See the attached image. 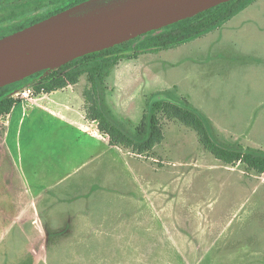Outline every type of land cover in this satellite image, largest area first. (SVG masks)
<instances>
[{
  "label": "rangeland",
  "instance_id": "374dc122",
  "mask_svg": "<svg viewBox=\"0 0 264 264\" xmlns=\"http://www.w3.org/2000/svg\"><path fill=\"white\" fill-rule=\"evenodd\" d=\"M52 1L0 3V37ZM143 39L119 48L106 78L116 120L134 130L170 90L219 141L264 150V0L176 46L144 53ZM90 86L83 73L60 99L32 87L13 96L21 121L9 120L14 107L0 117V264H264V173L220 160L165 115L152 150L112 145Z\"/></svg>",
  "mask_w": 264,
  "mask_h": 264
},
{
  "label": "trees",
  "instance_id": "16d2710c",
  "mask_svg": "<svg viewBox=\"0 0 264 264\" xmlns=\"http://www.w3.org/2000/svg\"><path fill=\"white\" fill-rule=\"evenodd\" d=\"M83 1L85 0H54L47 5L37 2L32 9L20 15L23 20L17 21L16 25L4 35L37 23ZM253 1L231 0L194 17L141 35L137 37L144 36L139 44V50L144 53L157 52L198 38L225 24ZM20 2L22 0H0V3L6 6ZM24 16H28L26 20ZM126 43L82 56L54 71L43 70L22 81L1 87L0 117L9 113L17 105L13 96L27 84L30 83V86L34 87L38 93H51L70 84H76L83 73H88L91 86L85 91V96L93 103L94 119L99 121L100 129L109 135L112 145L132 148L139 153L152 150L164 139L160 115H165L168 118L178 119L196 130L201 143L220 160L228 164L241 161L256 172L264 173V150L233 146L219 141L211 134V123L206 115L186 98L175 100L170 90L161 91L150 98L146 112L134 130L116 120L106 104L105 81L119 57H122L119 56L121 52L119 48Z\"/></svg>",
  "mask_w": 264,
  "mask_h": 264
},
{
  "label": "water",
  "instance_id": "95a60500",
  "mask_svg": "<svg viewBox=\"0 0 264 264\" xmlns=\"http://www.w3.org/2000/svg\"><path fill=\"white\" fill-rule=\"evenodd\" d=\"M231 0H85L0 37V88Z\"/></svg>",
  "mask_w": 264,
  "mask_h": 264
},
{
  "label": "crops",
  "instance_id": "0c3cea01",
  "mask_svg": "<svg viewBox=\"0 0 264 264\" xmlns=\"http://www.w3.org/2000/svg\"><path fill=\"white\" fill-rule=\"evenodd\" d=\"M60 91H54V92H51L50 93V99H53V98H57V99H60L62 96H58V95H56V94H58ZM58 96V97H57ZM17 109V107L16 106H14V110H12V112L10 113V117H9V120L11 121L12 120V122L15 120H17V119H19L20 121L22 120V118H21V114H20V112L19 111H17L16 109ZM17 117V118H16ZM67 118L65 119H63V118H60L61 120H64L65 122H67L69 125H71V126H73V127H76V123H75V121H73V117L72 116H66ZM77 129L79 128V127H76ZM81 133H82V131L80 130V129H78ZM83 134V133H82Z\"/></svg>",
  "mask_w": 264,
  "mask_h": 264
},
{
  "label": "built area",
  "instance_id": "2783aa9c",
  "mask_svg": "<svg viewBox=\"0 0 264 264\" xmlns=\"http://www.w3.org/2000/svg\"><path fill=\"white\" fill-rule=\"evenodd\" d=\"M16 95H21L23 97H32L35 95V91L31 86L25 87L23 90L16 93Z\"/></svg>",
  "mask_w": 264,
  "mask_h": 264
}]
</instances>
